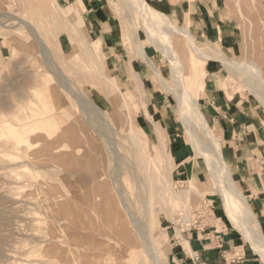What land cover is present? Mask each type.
Masks as SVG:
<instances>
[{
	"label": "rangeland",
	"instance_id": "obj_1",
	"mask_svg": "<svg viewBox=\"0 0 264 264\" xmlns=\"http://www.w3.org/2000/svg\"><path fill=\"white\" fill-rule=\"evenodd\" d=\"M147 1L158 8L167 6L171 21L193 32L198 47L212 54H224L237 63H254L264 73V20L253 18V12L264 16V0L256 10L252 9V0H217L215 7L224 31L203 20L192 27L195 4L190 2L196 0L176 1L190 5L193 15L186 12L187 22L175 21L166 1ZM57 2L67 14L76 16L75 20H66L54 0H0V264H84L88 260L90 264H139L141 248L139 241H134L129 213L136 219L143 218L146 200L139 194L149 181L147 174L152 176L155 163L166 174L164 183L173 185L168 204L172 211L156 217L153 231L159 255L166 264H190L187 256L194 255L186 251L178 261L174 250L180 248L178 242L189 247L183 233L198 224L202 229L227 227L235 244L240 245V254L251 252L239 225L233 224L226 212L207 161L196 152L185 131L174 94L153 71L156 62L168 79V60L143 33L144 48L155 62L149 63L138 55L132 25L124 19L122 10L114 7L118 0ZM21 19L37 30L36 35ZM206 27L209 34L203 36L199 31ZM39 38L47 46L46 59ZM178 38L180 41L175 40L174 45L182 60L189 62L186 52L190 48L182 37ZM96 41L101 42L96 49L97 61L106 58V65L100 67L97 76L91 52L86 50L87 44L95 45ZM49 59L80 94L105 111L103 119L94 123L97 132L80 115L75 100L58 85L55 69L48 66ZM188 72H196L202 78L203 88L198 94L193 89L190 92L198 97L201 111L223 150L225 139L213 113L214 101L217 107L228 104L245 111L249 115L247 121L261 126L264 132V104L241 76L219 62L198 59L196 69L188 65ZM141 82L145 90L140 89ZM120 93L129 98L139 144L147 155L141 156L133 143ZM66 111L70 116L62 114ZM36 129L41 131H33ZM25 139L38 141L46 155L30 156L26 143H21L19 152L17 147ZM174 139L189 150L193 175H184L179 169L181 162L175 159L172 147ZM224 151L238 188L255 206L263 223L256 200ZM167 160H174L177 165L170 177ZM138 175L144 183L136 180ZM194 176L198 195L191 196L185 214L179 193L188 190ZM201 181H205L203 187ZM125 201L128 209L123 205ZM203 202L207 215H195ZM212 203L213 210L209 209ZM160 206L155 193L154 207ZM256 231L264 241L262 227ZM256 254L263 262L264 258Z\"/></svg>",
	"mask_w": 264,
	"mask_h": 264
},
{
	"label": "bare ground",
	"instance_id": "obj_2",
	"mask_svg": "<svg viewBox=\"0 0 264 264\" xmlns=\"http://www.w3.org/2000/svg\"><path fill=\"white\" fill-rule=\"evenodd\" d=\"M54 2L57 5L58 11L63 14L66 20L70 21L71 19L73 20L74 18H76V16L73 17L72 15H70V13L67 14L66 9L63 8L57 2V0H54ZM114 7L117 11H119L120 8V10H122L124 14V19L132 25V30L134 32L133 39L134 43L136 44V50L139 53L138 55L143 56L149 63L155 62L148 55L146 49L144 48L145 45L141 39V33H143L145 34L147 41L152 45V47L158 50L163 55V57L168 60V79L164 77L162 73L163 69L159 67L156 62L155 65H153V71L156 74L158 80H160V82L174 94L178 106V112L180 114L182 124L185 127V131L190 138L193 146L195 147L196 152L207 161L210 169L209 173L214 182L218 185L216 189L222 194L226 205L225 207L227 208L226 212L229 213L232 223H237V225H239V230L246 237L254 252L259 253L260 256L264 258V241L260 238L256 231V228L259 229L261 226L260 222L256 217L255 212H253L250 203L247 200V197L242 193V191L236 184L233 173L228 167L224 158L223 146L220 140L213 133L212 128L207 123V120L201 111L200 101L198 97L193 96L190 92V90L193 89L194 92L198 94L199 90L203 88V81L196 72L193 75L188 72V65H191V68L196 69V59L219 62L231 72H234L236 75L241 76L245 80L246 85L251 90V92L263 104L264 73L258 67V65L254 63L251 65H247L245 63H237L224 54H212L198 47L196 44V40L190 30L186 28H180L175 25L168 16L155 10L147 2V0H118V3ZM136 16H139L138 20H136ZM20 21L22 24L27 25L31 33L36 35L37 30L35 28L28 24V22L24 19H21ZM74 31L75 34H77L78 30L75 29ZM178 36L182 37L185 41L186 46L190 48V50L188 49V51L186 52V56H188L190 60L189 62H185L184 59L182 60L178 53V46L176 47L174 45L175 40L177 42L180 41ZM38 41L41 45L42 50L44 51V57L46 59L49 54L47 46L44 44V42H42L40 38L38 39ZM100 45L101 42L96 41L95 45L89 43L86 46V50L88 52H91L90 58L96 70V76L99 75L98 72L100 71V67L106 65V58H103L101 62L97 61L96 49ZM47 63L49 64L48 66H51L55 69V73L53 72V74L56 77L58 85L61 88L65 89L71 96V98L75 100L78 109H80V115L83 118L85 116L88 125L93 130H96L94 129V123H98L99 120L103 119V117L106 115L105 111L98 108L90 99L80 94L78 90L74 88L72 83L64 76H62L60 68L57 65H54L55 63L52 59H49ZM106 81L108 82V84H112L109 79H107ZM139 87L140 89L145 90L144 84L142 82ZM119 95L122 97L123 107H125V122L128 129L133 133V143L135 144V147L137 148V151L141 154V156H143V154L147 155L148 152L145 150V147L144 149H142L139 144L140 137L135 129L132 113L129 109V98L121 93ZM62 114L65 116H70L67 111L62 112ZM96 115L97 117L99 116V118H97ZM51 120L55 121L56 119L51 118ZM75 121L77 120L74 119L73 122ZM33 131L40 132L41 130L39 131L36 129ZM98 133H100V130L98 131ZM100 134L102 135V133ZM37 138H39V136H37ZM21 143L27 144V153H29L30 156L36 154L37 157L42 158L46 155V151L43 150V146L39 144L38 141L29 142L26 139L22 140L17 147V150L19 152L21 151ZM145 143H147V141H145ZM149 144L153 148V145L151 143ZM112 151H114V149ZM115 153L117 154V152ZM142 161L143 163L145 162V160ZM144 165L146 166V164ZM176 168L177 165L175 164L174 160H167V170L169 177L176 170ZM133 172L134 174L136 173V171L134 170ZM165 175L166 174L161 171L156 163L152 176L150 174H147V179L149 181L145 185V189L141 190V193L139 194V197H144V199L146 200V202L143 204V207L145 206V211L143 212L142 219H136L137 216H134L135 218L132 217V215H130L127 210L134 231V235L132 234L134 236V241H139L141 248V260L139 264H166L164 258L159 255V249L156 245V239L153 236L155 225L154 221L156 217L161 216L165 212L172 211L171 209H168V204L171 196V191L173 190V185H167L164 183ZM137 179H139L141 183H144V181L139 178V175L136 180ZM196 180L197 178L195 176L191 178L188 183V190L179 193V196L184 204L183 211L185 212V214L188 213L187 208L190 206L191 196L193 194L198 195L197 186L195 185ZM204 185L205 181H201V187H203ZM119 187L122 188V186L120 185ZM155 193L158 194L161 201V206L159 208L154 207ZM124 203L125 204L123 205H125L126 207L127 201H125ZM201 207L204 208V211L206 213V202H203L201 205H199L198 209ZM170 208H172L171 205ZM186 221L187 220L184 219L183 225L186 223ZM84 264H90V261L88 260V263Z\"/></svg>",
	"mask_w": 264,
	"mask_h": 264
},
{
	"label": "crops",
	"instance_id": "obj_3",
	"mask_svg": "<svg viewBox=\"0 0 264 264\" xmlns=\"http://www.w3.org/2000/svg\"><path fill=\"white\" fill-rule=\"evenodd\" d=\"M158 1L167 2L169 13L175 21L181 19L184 22H187L188 18L186 17V12H190L191 15H193V11L187 1L186 3L179 2L180 4L176 2L178 0ZM237 2L239 3V0H237ZM258 3H261V0H252V9L255 8ZM190 4H195V18L192 20V27L200 20H203L206 21V23L208 22V24H216L221 31L225 30L224 23L220 22L222 20L220 12H218L215 7L218 5L217 0H196L195 2H190ZM263 5L264 4H261V6ZM151 6L155 10L168 16L167 6L161 8H158L155 5ZM258 15L259 14L256 12H253V18L255 21L264 20V16L260 17ZM219 22L221 24L220 26H218ZM192 27L190 26L188 28L194 31ZM214 30L216 32V28ZM199 32L201 35L207 36L209 34V29L207 27L202 28ZM205 92L206 82L204 94ZM215 104L214 101L212 108L215 112L213 113L216 120L220 123L225 139V151H223L231 165L237 168L241 181L245 183L251 196L256 200L258 213L264 221V135L262 134L264 132H262L261 126H258L254 122L250 123L247 121L249 115L245 111H241L238 107H231L228 104H222V106L218 105V107L215 106ZM172 147L175 159L181 162L179 169L183 170L182 174L188 176L193 175L194 168H190V163L188 161L190 160L189 150L185 144L174 139ZM250 206L258 218L255 206ZM259 222L264 233V222L261 223L260 220ZM182 237L188 241L187 243L189 244V247L178 242L180 248L174 250L175 257L178 261L180 260L182 253L187 251L194 255L187 256L190 264H263L264 262V259L262 262L261 258L253 249L248 254L246 252L240 254V245L235 244V241L232 238L233 235L227 227H223L221 230L212 226L211 228L209 227L206 229L195 228L183 233Z\"/></svg>",
	"mask_w": 264,
	"mask_h": 264
},
{
	"label": "built area",
	"instance_id": "obj_4",
	"mask_svg": "<svg viewBox=\"0 0 264 264\" xmlns=\"http://www.w3.org/2000/svg\"><path fill=\"white\" fill-rule=\"evenodd\" d=\"M202 207H204V206H202ZM202 207L199 208V209H197V211L195 212V215H199V216H200V215H202V216L207 215V214L205 213V211H204V208H202ZM211 207H212L211 210H213V209H214L213 203H212V206L209 207V209H210ZM191 220H192V218H191ZM189 222H190V221H189ZM189 222H188V223H189ZM186 224H187V223H186ZM186 224H185V225H186ZM195 228H200V229H202L201 226H200L199 224H198V226L192 228L191 230H193V229H195ZM206 228H207V226H206ZM206 228H204V229H206ZM191 230H190V231H191ZM184 233H185V232H184Z\"/></svg>",
	"mask_w": 264,
	"mask_h": 264
}]
</instances>
